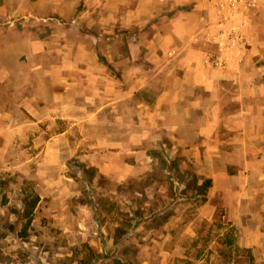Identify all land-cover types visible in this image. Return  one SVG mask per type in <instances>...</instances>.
I'll return each mask as SVG.
<instances>
[{
  "label": "rangeland",
  "instance_id": "obj_1",
  "mask_svg": "<svg viewBox=\"0 0 264 264\" xmlns=\"http://www.w3.org/2000/svg\"><path fill=\"white\" fill-rule=\"evenodd\" d=\"M207 1L217 28L211 63L224 64L216 59L224 46L218 42L221 35L230 46L238 47L241 41L250 46L248 69L259 70L263 93L248 102L260 106V122H255L260 132L264 0ZM9 19L0 18V43L11 39L26 49L14 35L16 30L2 32ZM31 31V37L48 35L47 30ZM72 39L76 41L75 35ZM102 49L108 48L99 46ZM147 54L145 48L137 49L141 58ZM101 58L104 71L112 74L114 60H106L113 58ZM137 64L146 71L142 59ZM124 65L128 67L127 61ZM224 103L233 110L228 100ZM250 112L256 115V110ZM85 113L72 111L71 118H57L39 131L20 130L2 153L0 264H114L110 258L100 257L98 262L97 256L105 252L130 264H264V144L260 148L259 136L250 138L247 159L239 146L238 151L226 152L232 146L222 142L224 130L217 136L221 143H216L221 157H205L199 150L194 158L154 129L152 139L142 137L134 145L136 139L125 124L109 121L103 127H82ZM55 135L62 139L49 142ZM126 165L132 168L129 172ZM207 179L211 183L201 192L199 186ZM33 201L27 214L26 205ZM124 216L141 220L116 245L113 234L117 227L126 229Z\"/></svg>",
  "mask_w": 264,
  "mask_h": 264
},
{
  "label": "crops",
  "instance_id": "obj_2",
  "mask_svg": "<svg viewBox=\"0 0 264 264\" xmlns=\"http://www.w3.org/2000/svg\"><path fill=\"white\" fill-rule=\"evenodd\" d=\"M2 15L10 18L2 32L16 30L27 48L11 39L0 43V165L20 130L39 131L72 111L86 112L82 127L127 125L134 145L152 139L154 129L194 158L199 150L221 157L216 143L223 130L222 142L232 146L226 152L239 146L245 159L252 135L264 144V126L258 132L255 124L260 106L248 102L263 93L259 70L248 69L250 46L221 43L217 58L224 64L211 63L217 28L207 0H1ZM31 30L48 35L31 37ZM138 48L148 54L141 58ZM101 55L113 58L106 60H114L112 74L99 63ZM57 139L62 136L49 142Z\"/></svg>",
  "mask_w": 264,
  "mask_h": 264
},
{
  "label": "trees",
  "instance_id": "obj_3",
  "mask_svg": "<svg viewBox=\"0 0 264 264\" xmlns=\"http://www.w3.org/2000/svg\"><path fill=\"white\" fill-rule=\"evenodd\" d=\"M210 183L211 182L208 179L206 181H204V183L199 186L201 189V192H204V189L209 187ZM0 189H1V185H0ZM35 204H36V201H33L31 203L29 202L26 205V213L27 214H29L31 212V210L33 209ZM140 220H141V218H138V221H140ZM138 221L136 220L135 217L124 216L121 223L124 226H126V229H124L123 227H117L114 231V234H113V242L117 245L118 243L127 239L126 235L130 234L132 229L138 225ZM102 255H104V256H102ZM102 255L97 256L98 262H100V259H102V258H106V259L110 258L112 260V263H114V264H130V262L128 260H126L125 258L116 256L114 254V252L113 253L112 252H108V253L105 252V254H102ZM100 257H102V258H100Z\"/></svg>",
  "mask_w": 264,
  "mask_h": 264
},
{
  "label": "built area",
  "instance_id": "obj_4",
  "mask_svg": "<svg viewBox=\"0 0 264 264\" xmlns=\"http://www.w3.org/2000/svg\"><path fill=\"white\" fill-rule=\"evenodd\" d=\"M236 35H232V39L234 40V37H235ZM220 40L218 41L219 42V45H223V44H225V40H224V38H225V34H224V36L223 35H221L220 36ZM221 43H223V44H221ZM217 60H220L219 58H217Z\"/></svg>",
  "mask_w": 264,
  "mask_h": 264
}]
</instances>
